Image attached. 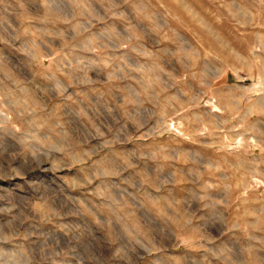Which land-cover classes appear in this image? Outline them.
<instances>
[{
  "label": "rangeland",
  "instance_id": "374dc122",
  "mask_svg": "<svg viewBox=\"0 0 264 264\" xmlns=\"http://www.w3.org/2000/svg\"><path fill=\"white\" fill-rule=\"evenodd\" d=\"M0 264H264V0H0Z\"/></svg>",
  "mask_w": 264,
  "mask_h": 264
}]
</instances>
